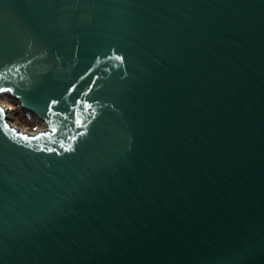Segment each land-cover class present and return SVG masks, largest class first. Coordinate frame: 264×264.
I'll list each match as a JSON object with an SVG mask.
<instances>
[{
    "label": "water",
    "instance_id": "obj_1",
    "mask_svg": "<svg viewBox=\"0 0 264 264\" xmlns=\"http://www.w3.org/2000/svg\"><path fill=\"white\" fill-rule=\"evenodd\" d=\"M0 264H264V0H0Z\"/></svg>",
    "mask_w": 264,
    "mask_h": 264
},
{
    "label": "rangeland",
    "instance_id": "obj_2",
    "mask_svg": "<svg viewBox=\"0 0 264 264\" xmlns=\"http://www.w3.org/2000/svg\"><path fill=\"white\" fill-rule=\"evenodd\" d=\"M0 100L4 105H6L9 120L11 124L15 125V127L26 132L46 128V124L38 119L34 114L19 110V102L14 98L5 96L1 98L0 96Z\"/></svg>",
    "mask_w": 264,
    "mask_h": 264
},
{
    "label": "trees",
    "instance_id": "obj_3",
    "mask_svg": "<svg viewBox=\"0 0 264 264\" xmlns=\"http://www.w3.org/2000/svg\"><path fill=\"white\" fill-rule=\"evenodd\" d=\"M3 97H4V95H1V98H3ZM7 97H9V98H10V96H8V95H7ZM5 99H7V98H5ZM5 99H3V100H5Z\"/></svg>",
    "mask_w": 264,
    "mask_h": 264
}]
</instances>
